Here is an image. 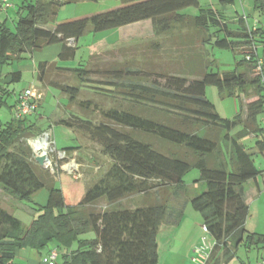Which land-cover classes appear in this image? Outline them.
I'll use <instances>...</instances> for the list:
<instances>
[{
	"label": "trees",
	"instance_id": "1",
	"mask_svg": "<svg viewBox=\"0 0 264 264\" xmlns=\"http://www.w3.org/2000/svg\"><path fill=\"white\" fill-rule=\"evenodd\" d=\"M121 2L124 6L120 8L58 24L59 10L68 1L23 0L17 7L14 29L6 20L0 23V76L5 66L31 58L45 46L61 43L58 59L74 60L78 44L72 46L70 40L78 41L88 32L98 33L148 19L157 36L150 47L157 53L163 47L159 38L179 27L184 29L182 32L193 28L196 36L203 34L204 53L189 49L186 54L187 59L192 57V66L199 67L198 60L202 62V57L208 55L206 43L236 50L244 56L236 68L222 73L199 67L195 71L200 78L184 71L136 67L132 61L105 68L82 62L74 67L38 62L41 81L53 66L76 78L75 85L50 81V85L69 97L70 105L77 102L83 88L116 102L103 108L90 100H81L83 110L97 112L100 118L70 113L68 118L57 121L85 133L101 146L102 154L110 161L76 203L67 202L63 188L57 185L49 168L37 163L29 143V139L41 136L52 125L41 126L36 116L38 109L23 118L14 116L17 102L9 105L12 92L8 84L20 81L22 72L5 73L10 79L0 82V187L18 200H31L46 187L49 198L30 226L0 205V264H12L17 248L41 250L50 241L57 242L60 264H157V237L168 216L171 198L175 202L181 200L183 193L187 194L184 177L193 168L200 170L198 181L204 182L206 189L177 204L181 207L175 210L172 224L182 219L188 202L201 214L214 241L205 264H229L242 244L249 249L264 247V234L246 228L250 207L245 197L246 183L264 170L257 167L252 147L243 142L251 135H264L258 121L264 111V61L260 71V57L253 47L257 37L264 38V22L255 30L250 29L248 16L238 13V28L232 27L222 10L202 7L200 0ZM188 7L200 11L196 15L183 13ZM255 7L264 13V0H255ZM48 24H56V28L42 27ZM183 34L177 31L174 37L187 41L188 46L197 44L194 36ZM241 66L244 71L239 70ZM93 75L103 80L94 84ZM208 85L216 86L221 94L235 96L240 104L241 93L251 86L258 99L248 104L246 117L239 112L234 119L223 118L206 97ZM5 106L15 107L7 122L1 119ZM238 125L243 128L232 134ZM153 140L168 145L167 150L157 147ZM254 147L264 155V140L257 138ZM77 148L79 144L59 150L69 154ZM158 190L167 193L161 199H148L139 205L123 204L131 195L148 198ZM102 200L103 207L99 206ZM90 232L95 233V238L83 237Z\"/></svg>",
	"mask_w": 264,
	"mask_h": 264
},
{
	"label": "rangeland",
	"instance_id": "2",
	"mask_svg": "<svg viewBox=\"0 0 264 264\" xmlns=\"http://www.w3.org/2000/svg\"><path fill=\"white\" fill-rule=\"evenodd\" d=\"M89 1L93 2L94 0ZM15 2L17 4L20 3L19 0H14V3ZM113 2L114 0H98L93 3L95 5L101 3L105 6L104 8H108ZM200 2L202 7L214 5L216 6L215 8L219 9L221 6L219 0H200ZM14 11L16 12V10ZM73 11L74 8H64L61 13L59 11L57 20L70 16ZM199 11V8L188 7L182 12L196 15ZM223 11L226 13L225 15L230 25L235 28H238V24L233 19L236 15L238 16V13L243 15L246 14L248 16L247 23H249V27L253 30L260 27L264 22V13L255 7V0H234V4H229ZM10 15L11 18L8 21V26L14 29L16 14H14L13 9L10 11ZM0 18H3L2 14L0 15ZM179 29V27H176L174 32L181 31V33L186 34L187 37L194 36L197 44H195V46H188L187 41L185 42L182 41V39H176L177 36L174 37V32H172L159 38L163 47L162 51L157 53L150 47V42L157 39L156 34L152 31H147L145 33L142 32L143 34H141V36L135 35L136 33L134 32L127 33L126 36H130L125 37L121 42L122 30L115 28L98 33L88 32L78 40V49L74 60L63 61L57 58L54 62H56L57 66L61 67H74L82 62L84 64L88 63L89 66L92 67L99 66L105 68L117 65L116 63H126L128 61H132L133 63L131 64L136 67L168 70L170 72L177 73L184 71L188 74V76H197L196 72L198 71L195 70L199 69V67L207 70L212 69L214 71H220L221 73L232 70L237 67L238 62L244 56L236 50L234 51L232 49L219 48L212 43H206L204 48L208 55L206 57H202V62L198 60V62H200L199 67L196 64H193L194 66H192V57L187 59L186 54H188L187 52L189 49H193L194 52L197 53H199L198 51L200 50L201 53H204L202 49L203 46L201 44L203 34L196 36L197 31L193 28L187 29V31L185 30L184 32H182L184 29ZM256 43L257 54L262 61H264V38L257 37ZM51 51L52 50H46L43 54L50 53ZM32 63L33 59L32 57H29L19 62H15L14 64L7 65L3 68V70L7 74L8 72L14 70H20L24 65ZM244 69V66L239 68L240 71H244ZM38 74L26 69L22 71V79L20 81L10 82L8 86L12 95L8 98V103L9 105H15L18 97L23 91L26 89H32L37 96L39 105V115H36L39 117V120L37 121H39L43 128H47L49 125H52L51 131L56 147L58 149H62L79 144V148L67 154L64 159H59L57 155L53 154L54 157L51 158L52 165L49 166L55 181H57V185L63 188L67 202L76 203L87 188H89L109 167L110 161L102 154L101 146L98 143H94L85 133L77 129H69L65 126H61L57 124V121L62 118H68L70 113L89 116L93 114L94 119H99V113L94 112V114L92 111L83 110L80 107L79 101L81 100H90L92 103H98L100 107L103 108L114 106L116 105V102L113 99L105 98L102 95L93 93L88 88H83L77 102L70 105L69 97L62 94L58 87L50 85V81L75 85L77 80L71 72L59 70L53 66L48 69L44 81H41L38 78ZM200 77L201 76H197V78ZM91 78L93 79L94 84H96L95 81L99 83V80H103V78L98 75H93ZM3 80L4 79H2V81ZM206 97L215 105L220 116L228 119H234L239 112H241L243 117H246L248 113V104L258 99L256 90L251 86L247 88L246 92H243V94L241 93V104L239 100L237 103V98L235 96H229L225 93L221 94L219 89L214 85L207 86ZM98 107H96V109ZM14 109L15 107L8 106L1 109V119L3 122L11 120ZM34 118L35 115L33 116V119ZM258 121L259 125L264 129V111L259 114ZM242 128L243 126L238 125L232 130V134L238 133ZM257 138L259 140H264V135ZM243 142H247V138H244ZM154 143L157 147L167 150L168 145L162 144L158 140H155ZM254 159L257 167L264 170V155L255 153ZM200 175V170L197 168H193L185 175L184 181L189 187V192L187 194L183 193L180 197L181 200L179 201L174 202V197L171 198L169 213L166 217L165 223L163 224L164 226L168 225V222L174 219L175 210L181 207L177 204H181L184 201V198L190 199L191 193L194 194L196 191V194H199L206 189V184L204 183L202 185V183L198 181ZM259 177L260 182L262 183V176ZM4 192V190H0V205L19 217L26 226H30L34 218L39 216L41 212L39 209L41 206L47 205L49 198V190L46 187L34 194L31 197V200H18L12 195ZM166 193L167 192L165 191L158 190L151 196H148V198L145 196L131 195L123 200V204L127 206H134L148 201V199L149 201H154L156 199L163 198ZM99 206H105V201L102 200L99 203ZM188 210L199 215L191 204ZM250 210L251 214L248 220L249 229L252 228L251 231L255 230L254 232L264 234V196L260 201H258L255 197L254 200L251 201ZM64 211H66V208H64ZM95 236L96 235L93 232L83 235V237L87 238H95ZM167 241L168 240L164 239V234L159 236L160 256L162 257L161 264H198L191 259V256H175L174 260L173 255L169 256V258L168 255L165 256L166 253L164 249L167 248ZM55 246H57V242L50 241L41 250L31 247L17 248L12 264H38L41 256H44L43 261L45 262L49 250ZM177 258H179L178 261ZM263 258L264 247L260 249H249L242 244L237 250V256L229 264H258ZM60 262L61 260L58 258L56 264H60Z\"/></svg>",
	"mask_w": 264,
	"mask_h": 264
},
{
	"label": "crops",
	"instance_id": "3",
	"mask_svg": "<svg viewBox=\"0 0 264 264\" xmlns=\"http://www.w3.org/2000/svg\"><path fill=\"white\" fill-rule=\"evenodd\" d=\"M66 1H68V3L64 4L60 8V10H59L60 13L66 7L74 8V11L70 16L63 17V18H61V20H57L58 24L63 23V22H69V21H74V20H78V19H82V18L91 17L93 15L124 6V4L121 2V0H114V2L108 8H104L105 6H103L101 3H99L98 5H95L93 3L94 1L91 2L89 0H66ZM135 1L141 2V1H145V0H135ZM219 1H220V5H221L219 10H222V11L224 10V8H227V6L229 4H234V0H224L225 4H222L221 0H219ZM19 2L22 3L23 0H19ZM19 4H17L16 2L14 3V0H9V4L7 6L2 2V0H0V15L1 14L3 15V18L2 19L0 18V23L6 20L7 25H8V21L11 18L10 17L11 16L10 11L13 9L14 14H16L17 13V7L19 6ZM200 5H201V2H200ZM208 6L213 7V8L216 7L214 5L213 6L207 5L205 7H208ZM14 10H16V12ZM233 20H235V18ZM42 27L49 29V30H54L56 28V24H48V25H45ZM118 29L122 30V33H121L122 38L120 40L121 42L124 40L125 37L130 36V35L126 36V34L130 33V32H134V33H136L135 35H139V36H141V34L147 32V31H149V32L152 31L154 33V25L150 19L143 20L140 22H136L133 24H129V25L120 27ZM71 44L75 46L76 44H78V41H75L72 39V40H70V45ZM46 50H52V51L50 53L43 54V52H45ZM61 50H62V44L61 43L45 46L43 49H41L40 51H37L33 54V56H32L33 63L28 64V65H24L20 69V71L22 72V71L27 69L29 71H32L33 73L38 74L37 63L40 61H47L49 63L54 62L58 58V55L61 52ZM1 75L2 76H0V82L2 81V79H4L3 82L9 81L10 78L4 76L5 75L4 70H3ZM236 101L238 103V99H236ZM255 137L257 138V136H255V135L249 136L247 138V142H244V143L249 145L250 147H252V150H251L252 153H259L258 149L256 147H254V144H255L254 141L257 140ZM259 176H262V183L260 182ZM259 176L256 179L249 180L245 185L246 186V193H245L246 202L249 205L250 209H251V201L254 200L255 197L258 199V201H260L262 199V197L264 196V190H263V188H264V173L260 174ZM201 183H202V185L204 184V182H201ZM188 188L189 187L186 184V192L187 193L189 192ZM0 190L3 191L2 188H0ZM196 193L197 192L195 191L194 194L196 195ZM194 194L191 193L190 198H192L194 196ZM139 196H141V195H139ZM184 199H186V198H184ZM188 201H189V199H188ZM137 205H139V204H137ZM189 206H190V202H188L186 204L183 217L179 221L178 224H175V225L172 224L175 221V217H174V220H170L168 222V225L161 226L160 231L158 233V237H157L158 252H159V260H158L157 264H161V262H162V257L160 256V242H159V236L161 234L162 235L164 234V239L168 240L167 245H166L167 248L164 249L165 253H166L165 256L168 255V258H169V256L173 255V260H174L175 256L181 257V255L182 256L186 255L185 257H187V256L193 257L196 246H198L201 243L202 237L204 236L203 218H202L201 214L198 211H196L195 209L194 210L196 212H198L199 215L193 211H190L191 209L188 210ZM250 214H251V212H250ZM248 220H249V217H248L247 222H246V228L249 232H254L255 230L251 231L252 228L249 229ZM163 230H166V231H163ZM256 233H258V232H256ZM210 240L212 243L214 242L211 236H210ZM48 255H49V253H48ZM48 255L46 256V259H47ZM43 259H44V256H41L39 258L40 262L38 264H45V263L46 264H56V262L49 263L46 260L44 262ZM178 260H179V258H177V261ZM263 260H264V258L261 261H263Z\"/></svg>",
	"mask_w": 264,
	"mask_h": 264
},
{
	"label": "built area",
	"instance_id": "4",
	"mask_svg": "<svg viewBox=\"0 0 264 264\" xmlns=\"http://www.w3.org/2000/svg\"><path fill=\"white\" fill-rule=\"evenodd\" d=\"M2 2L7 6L9 4V0H2ZM263 28H264V24H263ZM253 47L256 49L257 43L256 45L253 44ZM247 59L250 60L251 56L248 55ZM262 63L263 61L260 58L257 62L258 69L260 71L262 69L261 68ZM263 84H264V77H263ZM38 106H39L38 99L35 93L32 91V89H26L20 94V96L17 99V106L15 109L14 116L18 119L23 118L31 113L36 112ZM29 143L33 148L35 156L40 154L47 155L48 161L46 162V168H49V166L52 165L51 158H53L54 155H57L59 159H64L68 154L66 151L59 150L56 147L51 129L44 132L41 136L29 139ZM203 232H204V236L202 237L201 243L198 246H196L194 255L192 257V260L198 264H205L207 262L213 246V243L211 242L210 238H208L211 236L210 230L208 226L205 224H203ZM59 255H60V249L57 246H55L50 249L46 261H48L49 263L57 262ZM258 264H264V260Z\"/></svg>",
	"mask_w": 264,
	"mask_h": 264
},
{
	"label": "water",
	"instance_id": "5",
	"mask_svg": "<svg viewBox=\"0 0 264 264\" xmlns=\"http://www.w3.org/2000/svg\"><path fill=\"white\" fill-rule=\"evenodd\" d=\"M35 160L39 163L42 167L46 168V162L48 161V157L46 154H40L35 156Z\"/></svg>",
	"mask_w": 264,
	"mask_h": 264
}]
</instances>
